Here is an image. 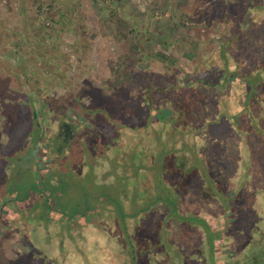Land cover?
<instances>
[{"label": "rangeland", "instance_id": "1", "mask_svg": "<svg viewBox=\"0 0 264 264\" xmlns=\"http://www.w3.org/2000/svg\"><path fill=\"white\" fill-rule=\"evenodd\" d=\"M0 264H264V0H0Z\"/></svg>", "mask_w": 264, "mask_h": 264}, {"label": "trees", "instance_id": "2", "mask_svg": "<svg viewBox=\"0 0 264 264\" xmlns=\"http://www.w3.org/2000/svg\"><path fill=\"white\" fill-rule=\"evenodd\" d=\"M181 109V108H180ZM178 110L181 114H182V110ZM195 108L193 107V106H191V105H186L185 106V110L189 113V112H191V113H195V110H194ZM185 111V113H187ZM176 116H177V114H176ZM178 116H179V114H178ZM182 116H183V114H182ZM160 118H161V121H162V123L163 124H165V125H169L170 127H173L174 128V130H175V134H177V132L179 131V132H182L183 133V128H182V126H181V124H182V122H183V120L182 121H179L177 124L176 123H172V122H170V121H168L167 119H166V116H164V115H162V116H160ZM181 119H183V117L181 118ZM185 127V126H184ZM198 130H197V132L195 131V132H193V134H195V135H193L194 136V138H193V140L192 141H194L195 140V138L197 137L196 135H198V131L199 130H201V128L199 129V128H197ZM164 130H167L166 128H164L163 129V131ZM186 130V129H185ZM161 132H162V130H161ZM169 135V134H168ZM174 135V134H173ZM169 136H171V133H170V135ZM188 142H190V141H188ZM176 144V143H175Z\"/></svg>", "mask_w": 264, "mask_h": 264}, {"label": "flooded vegetation", "instance_id": "3", "mask_svg": "<svg viewBox=\"0 0 264 264\" xmlns=\"http://www.w3.org/2000/svg\"><path fill=\"white\" fill-rule=\"evenodd\" d=\"M63 129H64V137H68V135H70L69 127L66 124H64Z\"/></svg>", "mask_w": 264, "mask_h": 264}]
</instances>
